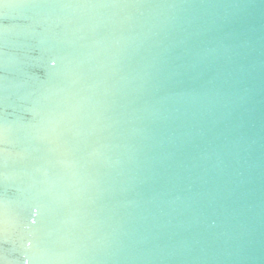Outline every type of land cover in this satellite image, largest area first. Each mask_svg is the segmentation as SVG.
Masks as SVG:
<instances>
[{
    "label": "water",
    "instance_id": "95a60500",
    "mask_svg": "<svg viewBox=\"0 0 264 264\" xmlns=\"http://www.w3.org/2000/svg\"><path fill=\"white\" fill-rule=\"evenodd\" d=\"M0 264H264V0H0Z\"/></svg>",
    "mask_w": 264,
    "mask_h": 264
}]
</instances>
